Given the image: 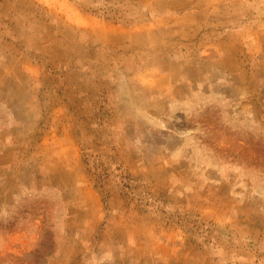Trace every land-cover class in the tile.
Instances as JSON below:
<instances>
[{"label": "rangeland", "instance_id": "rangeland-1", "mask_svg": "<svg viewBox=\"0 0 264 264\" xmlns=\"http://www.w3.org/2000/svg\"><path fill=\"white\" fill-rule=\"evenodd\" d=\"M0 264H264V0H0Z\"/></svg>", "mask_w": 264, "mask_h": 264}]
</instances>
